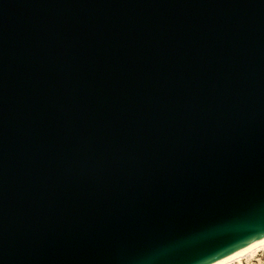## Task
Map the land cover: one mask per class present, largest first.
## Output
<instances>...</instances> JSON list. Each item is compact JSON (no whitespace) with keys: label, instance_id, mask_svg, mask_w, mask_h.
Instances as JSON below:
<instances>
[{"label":"water","instance_id":"95a60500","mask_svg":"<svg viewBox=\"0 0 264 264\" xmlns=\"http://www.w3.org/2000/svg\"><path fill=\"white\" fill-rule=\"evenodd\" d=\"M263 239L264 0H0V264Z\"/></svg>","mask_w":264,"mask_h":264},{"label":"bare ground","instance_id":"6f19581e","mask_svg":"<svg viewBox=\"0 0 264 264\" xmlns=\"http://www.w3.org/2000/svg\"><path fill=\"white\" fill-rule=\"evenodd\" d=\"M264 249V239L257 242L256 244L242 250L241 252L227 258L226 260L218 263V264H233L237 262L238 264L242 263L243 258H247L249 256L255 255L257 252L259 253ZM257 253V254H258Z\"/></svg>","mask_w":264,"mask_h":264},{"label":"rangeland","instance_id":"374dc122","mask_svg":"<svg viewBox=\"0 0 264 264\" xmlns=\"http://www.w3.org/2000/svg\"><path fill=\"white\" fill-rule=\"evenodd\" d=\"M261 251H264L261 250ZM258 253V252H257ZM255 254L253 256H249L247 258H243L242 263L241 264H264V256H260L261 254ZM233 264H238L237 262L233 263Z\"/></svg>","mask_w":264,"mask_h":264},{"label":"built area","instance_id":"2783aa9c","mask_svg":"<svg viewBox=\"0 0 264 264\" xmlns=\"http://www.w3.org/2000/svg\"><path fill=\"white\" fill-rule=\"evenodd\" d=\"M259 253L261 254L260 256H264V251H260Z\"/></svg>","mask_w":264,"mask_h":264}]
</instances>
